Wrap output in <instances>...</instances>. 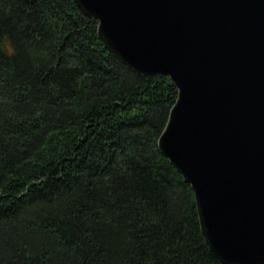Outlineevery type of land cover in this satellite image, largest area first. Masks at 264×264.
<instances>
[{
	"label": "trees",
	"instance_id": "16d2710c",
	"mask_svg": "<svg viewBox=\"0 0 264 264\" xmlns=\"http://www.w3.org/2000/svg\"><path fill=\"white\" fill-rule=\"evenodd\" d=\"M73 0H0V264H224L159 151L177 95Z\"/></svg>",
	"mask_w": 264,
	"mask_h": 264
},
{
	"label": "water",
	"instance_id": "95a60500",
	"mask_svg": "<svg viewBox=\"0 0 264 264\" xmlns=\"http://www.w3.org/2000/svg\"><path fill=\"white\" fill-rule=\"evenodd\" d=\"M137 73L176 88L159 151L224 264H264V0H73Z\"/></svg>",
	"mask_w": 264,
	"mask_h": 264
}]
</instances>
